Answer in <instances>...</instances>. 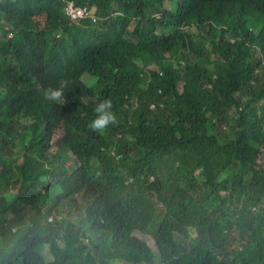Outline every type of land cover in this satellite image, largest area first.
Listing matches in <instances>:
<instances>
[{
  "label": "trees",
  "instance_id": "trees-1",
  "mask_svg": "<svg viewBox=\"0 0 264 264\" xmlns=\"http://www.w3.org/2000/svg\"><path fill=\"white\" fill-rule=\"evenodd\" d=\"M72 1L0 0V264H264V0Z\"/></svg>",
  "mask_w": 264,
  "mask_h": 264
},
{
  "label": "clouds",
  "instance_id": "clouds-1",
  "mask_svg": "<svg viewBox=\"0 0 264 264\" xmlns=\"http://www.w3.org/2000/svg\"><path fill=\"white\" fill-rule=\"evenodd\" d=\"M65 2V7H64V13H65V16H67L65 10H66V6H67V3H73L76 7H81V6H87V8L91 11L92 13V17H87V18H83V19H80L78 21H72L69 17V20L72 22V23H79L81 22L82 20H86V19H92L93 21L95 20V17H94V8H90L88 7L87 4L85 5H76L74 3V1L72 0H63ZM57 36H60V34H58ZM69 81L66 80V79H62L59 81V85L57 88L53 89V88H49L45 91V98L46 99H49V100H52V101H59L63 98L64 96V88L68 85ZM112 109V103H111V100L110 99H105L103 100L102 102H100L96 109H95V112H96V118L93 119L91 121V123L89 124V127L95 131V132H102L105 128H107L110 124L112 125H115L116 124V116L115 114L111 111ZM77 227H75L76 229Z\"/></svg>",
  "mask_w": 264,
  "mask_h": 264
},
{
  "label": "built area",
  "instance_id": "built-area-1",
  "mask_svg": "<svg viewBox=\"0 0 264 264\" xmlns=\"http://www.w3.org/2000/svg\"><path fill=\"white\" fill-rule=\"evenodd\" d=\"M65 12L72 21H78L83 18L92 17V13L87 8V6L76 7L70 2L67 3Z\"/></svg>",
  "mask_w": 264,
  "mask_h": 264
},
{
  "label": "rangeland",
  "instance_id": "rangeland-1",
  "mask_svg": "<svg viewBox=\"0 0 264 264\" xmlns=\"http://www.w3.org/2000/svg\"><path fill=\"white\" fill-rule=\"evenodd\" d=\"M160 31V30H159ZM84 80H86V76H84V78H83ZM46 249L45 250H48V248L47 247H45Z\"/></svg>",
  "mask_w": 264,
  "mask_h": 264
}]
</instances>
